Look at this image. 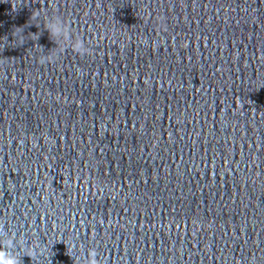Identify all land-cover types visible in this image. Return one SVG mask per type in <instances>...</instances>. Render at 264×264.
<instances>
[{
  "label": "water",
  "instance_id": "water-1",
  "mask_svg": "<svg viewBox=\"0 0 264 264\" xmlns=\"http://www.w3.org/2000/svg\"><path fill=\"white\" fill-rule=\"evenodd\" d=\"M37 10L88 53L41 63ZM0 232L22 264H264V0H0Z\"/></svg>",
  "mask_w": 264,
  "mask_h": 264
},
{
  "label": "clouds",
  "instance_id": "clouds-1",
  "mask_svg": "<svg viewBox=\"0 0 264 264\" xmlns=\"http://www.w3.org/2000/svg\"><path fill=\"white\" fill-rule=\"evenodd\" d=\"M32 19L38 28L42 25L43 30L48 33L55 44V48L49 51L48 54L39 56L41 63L54 62L67 49L81 55L88 53L83 40L70 30L69 24L59 16L53 13L49 17L42 11L37 10L32 15ZM19 39L22 41V34H20ZM5 236V233L0 232V264H22V258L25 256L32 259L44 254L42 250L36 247H25L24 243L19 240L14 243V234L7 235V238ZM21 252L24 253L23 256L20 255Z\"/></svg>",
  "mask_w": 264,
  "mask_h": 264
}]
</instances>
